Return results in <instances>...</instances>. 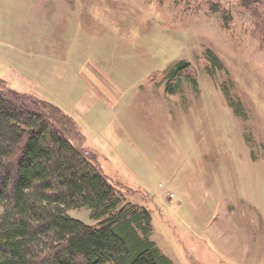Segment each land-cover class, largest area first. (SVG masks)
Wrapping results in <instances>:
<instances>
[{
    "label": "rangeland",
    "instance_id": "obj_1",
    "mask_svg": "<svg viewBox=\"0 0 264 264\" xmlns=\"http://www.w3.org/2000/svg\"><path fill=\"white\" fill-rule=\"evenodd\" d=\"M202 1L0 0V77L72 118L175 264H264V46L237 0ZM179 60L197 82L167 92Z\"/></svg>",
    "mask_w": 264,
    "mask_h": 264
},
{
    "label": "trees",
    "instance_id": "obj_2",
    "mask_svg": "<svg viewBox=\"0 0 264 264\" xmlns=\"http://www.w3.org/2000/svg\"><path fill=\"white\" fill-rule=\"evenodd\" d=\"M237 1L264 46V0ZM201 3L220 8L217 0ZM204 59L208 73L222 68L210 49ZM164 77L167 92L184 78L197 82L186 60ZM81 207L94 223L69 215ZM151 234L148 208L126 202L72 118L0 77V264H175Z\"/></svg>",
    "mask_w": 264,
    "mask_h": 264
}]
</instances>
